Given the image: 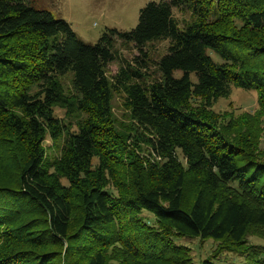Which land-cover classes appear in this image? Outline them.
Returning <instances> with one entry per match:
<instances>
[{"label":"trees","instance_id":"obj_1","mask_svg":"<svg viewBox=\"0 0 264 264\" xmlns=\"http://www.w3.org/2000/svg\"><path fill=\"white\" fill-rule=\"evenodd\" d=\"M115 35L144 57L168 40L157 75L138 55L109 76ZM233 87L256 91L254 114L214 110ZM262 116L264 0L150 1L95 44L0 0V264H264ZM185 237L218 245L197 263Z\"/></svg>","mask_w":264,"mask_h":264},{"label":"rangeland","instance_id":"obj_2","mask_svg":"<svg viewBox=\"0 0 264 264\" xmlns=\"http://www.w3.org/2000/svg\"><path fill=\"white\" fill-rule=\"evenodd\" d=\"M32 5L37 9H44L51 12L56 18L64 19L69 22L76 32L77 36L85 43L95 44L105 33H110L113 29L118 31H129L136 27L139 19V13L150 1L158 0H31ZM176 18L183 22L188 14L178 9L174 10ZM115 37L114 53L116 60L111 62L107 67V73L112 76L117 73L122 65L133 62L134 58L139 55L138 61L141 63L142 58L148 62V70L152 75H157L156 60L160 59L168 51V40H156L150 43L145 49L148 56L144 57L143 52L137 50L132 44L122 42ZM148 68V69H147ZM181 71L176 75L180 76ZM66 84H69L70 76L65 78ZM217 112H230L233 115H240L244 112L254 114L258 109L257 94L255 90H245L233 87L231 95L227 98H220L213 106ZM113 110L119 120H126V109L123 104L121 94H116L113 99ZM58 116H64L62 108H56ZM261 147L264 148V116L261 120ZM50 137H47L45 146L51 145ZM149 218L153 215L146 213ZM252 243L264 244V238L250 235L248 237ZM176 241L185 244L191 248V255L195 262L212 256L218 243L214 238H177ZM215 261L218 264H246L244 259L238 254L230 251H218L215 253Z\"/></svg>","mask_w":264,"mask_h":264}]
</instances>
